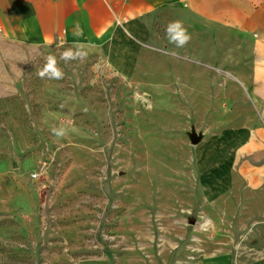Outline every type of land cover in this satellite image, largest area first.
Wrapping results in <instances>:
<instances>
[{
    "label": "rangeland",
    "instance_id": "374dc122",
    "mask_svg": "<svg viewBox=\"0 0 264 264\" xmlns=\"http://www.w3.org/2000/svg\"><path fill=\"white\" fill-rule=\"evenodd\" d=\"M167 29L125 71L0 42V264L264 258V72Z\"/></svg>",
    "mask_w": 264,
    "mask_h": 264
},
{
    "label": "crops",
    "instance_id": "0c3cea01",
    "mask_svg": "<svg viewBox=\"0 0 264 264\" xmlns=\"http://www.w3.org/2000/svg\"><path fill=\"white\" fill-rule=\"evenodd\" d=\"M170 21H180L196 44L208 40L215 61L249 63L244 76L255 80L257 69L264 72V0H0V42L29 55L56 44L94 46L120 71L133 61L135 45L156 44L157 28L166 30ZM174 264H264V258L237 263L199 254Z\"/></svg>",
    "mask_w": 264,
    "mask_h": 264
},
{
    "label": "clouds",
    "instance_id": "9594fccd",
    "mask_svg": "<svg viewBox=\"0 0 264 264\" xmlns=\"http://www.w3.org/2000/svg\"><path fill=\"white\" fill-rule=\"evenodd\" d=\"M79 25L77 24V28ZM168 35L170 37L171 42L175 43L178 47L184 46L189 40L190 36L187 34V30L183 28V25L180 21L172 22L167 29ZM82 33V30H81ZM63 58L65 60L75 58L73 56L72 51L69 49L63 54ZM38 75L41 78H49V79H62L64 73L62 69L58 67V62L55 56H49L47 58V63L43 67V69L38 72Z\"/></svg>",
    "mask_w": 264,
    "mask_h": 264
},
{
    "label": "built area",
    "instance_id": "2783aa9c",
    "mask_svg": "<svg viewBox=\"0 0 264 264\" xmlns=\"http://www.w3.org/2000/svg\"><path fill=\"white\" fill-rule=\"evenodd\" d=\"M37 177H38V174L37 173H34V174L31 175V178L32 179H36Z\"/></svg>",
    "mask_w": 264,
    "mask_h": 264
},
{
    "label": "water",
    "instance_id": "95a60500",
    "mask_svg": "<svg viewBox=\"0 0 264 264\" xmlns=\"http://www.w3.org/2000/svg\"><path fill=\"white\" fill-rule=\"evenodd\" d=\"M192 143H196V141L193 140Z\"/></svg>",
    "mask_w": 264,
    "mask_h": 264
}]
</instances>
